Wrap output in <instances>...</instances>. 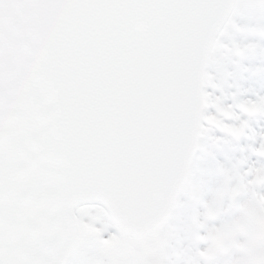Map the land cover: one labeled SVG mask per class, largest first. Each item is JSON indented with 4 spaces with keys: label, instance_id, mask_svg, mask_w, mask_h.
<instances>
[{
    "label": "snow or ice",
    "instance_id": "snow-or-ice-1",
    "mask_svg": "<svg viewBox=\"0 0 264 264\" xmlns=\"http://www.w3.org/2000/svg\"><path fill=\"white\" fill-rule=\"evenodd\" d=\"M240 7L0 0V264H146L145 239L215 132L261 136L251 151L264 157L250 124L264 94L222 75L256 47L221 39L248 30Z\"/></svg>",
    "mask_w": 264,
    "mask_h": 264
},
{
    "label": "rangeland",
    "instance_id": "rangeland-1",
    "mask_svg": "<svg viewBox=\"0 0 264 264\" xmlns=\"http://www.w3.org/2000/svg\"><path fill=\"white\" fill-rule=\"evenodd\" d=\"M251 2L252 0H239L241 7L233 17L237 24L246 26L248 30L234 32L233 36L224 33L221 39L225 45L235 39L241 44H254L256 47L250 49L244 57H233L232 61H226L222 75L233 73L232 77L227 78L226 86L239 83L245 89L252 88L264 94V71L259 73L255 71L257 68L264 70V33L252 30L264 26V11L248 7ZM210 70L214 74V65ZM255 108L256 105L251 104L246 106L245 110L254 111ZM208 119L211 123L220 122L215 116ZM250 124L257 133L264 131V118H254ZM214 135L221 137V142L210 150L207 146H201L188 189L178 203L171 221L160 232L162 234L160 250L164 237L166 240L172 230L180 232V237L176 238L172 247L173 250L195 239L197 232L218 244L229 243L231 239H227L228 234L224 235L222 231L234 225L231 217L235 212L234 207L246 195H251V186L254 183H264V173H258L253 181H248L245 172L251 164L264 165V157H258L251 151V147L259 146L261 136L257 135L255 138L242 136L234 139L219 131ZM242 159L245 160L243 164L240 163ZM189 198H193V201L190 202ZM255 201H259V196ZM223 259L219 258V264H222Z\"/></svg>",
    "mask_w": 264,
    "mask_h": 264
},
{
    "label": "clouds",
    "instance_id": "clouds-1",
    "mask_svg": "<svg viewBox=\"0 0 264 264\" xmlns=\"http://www.w3.org/2000/svg\"><path fill=\"white\" fill-rule=\"evenodd\" d=\"M259 189L252 185L251 195L238 201L229 243L218 244L197 232L192 241L166 251L160 264H219L221 257L222 264H264V191Z\"/></svg>",
    "mask_w": 264,
    "mask_h": 264
},
{
    "label": "water",
    "instance_id": "water-1",
    "mask_svg": "<svg viewBox=\"0 0 264 264\" xmlns=\"http://www.w3.org/2000/svg\"><path fill=\"white\" fill-rule=\"evenodd\" d=\"M196 151H197V150H196ZM196 151L194 152L193 157H194V155L196 154ZM193 157H192V159H193ZM191 161H192V160H191ZM181 188H182V187H181ZM181 188H180V189H181ZM179 191H180V190H179ZM179 191L176 192V194H175V198H174V201H175L176 197L178 196ZM173 203H174V202H173ZM173 203L171 204L170 208L168 209L166 216L162 219V221H161L160 223H162V222L168 217V215L170 214V210H171V207H172ZM156 228H157V226L152 230V232L147 236V238H146L145 241H144V247H145L147 250H148V246H149V245H154V243L152 242L151 239H152L153 233L155 232Z\"/></svg>",
    "mask_w": 264,
    "mask_h": 264
}]
</instances>
